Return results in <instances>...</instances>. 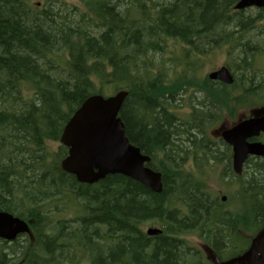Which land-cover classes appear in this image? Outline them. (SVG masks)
Segmentation results:
<instances>
[{"label": "trees", "instance_id": "16d2710c", "mask_svg": "<svg viewBox=\"0 0 264 264\" xmlns=\"http://www.w3.org/2000/svg\"><path fill=\"white\" fill-rule=\"evenodd\" d=\"M41 1L38 8L30 0H0V211L32 223L34 246L23 264H37L35 255L40 264L62 255L56 249H61L58 240L64 241L59 237L63 230L80 241L65 238V252L85 253L89 264H208L182 239L185 234L201 233L222 255L233 228L249 224L241 218L264 220V159L250 161L248 178L241 182L250 204L233 212L221 213L201 184L189 185L178 170L190 157L195 163L222 160L206 132L218 120L215 113H234L252 100H264V79L255 74L263 52L241 38L262 14L252 19L245 11L235 12L237 0H80L77 7ZM169 40L183 46L182 73L153 77L157 65L150 52L162 55ZM205 47L239 54L232 86L221 84L220 90L206 78H191L197 72L191 59L208 55ZM133 72L131 84L127 80ZM25 82L34 89L28 99L21 88ZM104 82L114 89L130 87L119 117L129 142L161 174V193L121 175L81 185L61 172L57 161L46 164L45 142L59 140L81 103L103 93L95 85ZM190 85L198 91L189 102L194 114L178 121L169 113ZM66 152L61 146L58 158ZM156 158L162 159L159 165ZM178 158V171H170ZM24 171H29L25 178ZM56 200L74 203L71 221L59 224V212L49 210ZM147 223L162 234L148 237L142 229ZM21 237L12 244L0 240V264L26 250L29 240Z\"/></svg>", "mask_w": 264, "mask_h": 264}, {"label": "water", "instance_id": "95a60500", "mask_svg": "<svg viewBox=\"0 0 264 264\" xmlns=\"http://www.w3.org/2000/svg\"><path fill=\"white\" fill-rule=\"evenodd\" d=\"M252 8L264 11V0H237L233 5L236 12ZM208 78L225 85H231L234 81L226 67L212 72ZM125 98L127 93L120 92L108 99L92 96L82 103L61 134L60 142L68 148V156L61 167L82 184L91 185L107 176L121 175L159 194L162 191L161 174L144 167L149 158L129 144L125 125L118 118ZM261 133H264L263 110L221 132L224 142L232 148L235 173L241 172L249 156L264 158V144L247 142ZM222 201H225L224 197ZM28 231L23 221L0 212L1 238L12 240L16 235ZM161 233L154 228L146 231L148 236ZM219 264H264V231L241 257Z\"/></svg>", "mask_w": 264, "mask_h": 264}, {"label": "rangeland", "instance_id": "374dc122", "mask_svg": "<svg viewBox=\"0 0 264 264\" xmlns=\"http://www.w3.org/2000/svg\"><path fill=\"white\" fill-rule=\"evenodd\" d=\"M39 2L40 0H32V2ZM61 2L66 3V5L69 6H78L79 5V0H61ZM59 5V4H58ZM41 8V7H40ZM261 10L257 9H247L243 15L251 17L252 19H256L257 15L262 14L261 18L256 22L255 24V29L252 28L249 31L243 33L241 35V38L243 41L247 40L251 42V45H256L258 46L263 53L260 54L259 60L256 62V72L255 74L258 77H263L264 79V12L261 13ZM182 50L183 46L180 44H175L173 40L167 41L166 45L164 46V53L161 55V53L157 52H150V57L154 59L157 65V70H155L153 77L158 76L159 74L162 75V77H173L171 74L178 73L181 74V65L183 64V58H182ZM207 53L208 55H200V56H195V58L191 59V64L192 67L197 68V72L195 73L196 77H191L193 79H199L200 77H207V74L211 72L212 70H216L222 66H225L229 68L232 71V75L235 78L236 76V70L234 69L233 61L236 58L235 56L239 54H236V52L230 51L228 48H217L213 50H209V48H204L203 54ZM128 57L130 59H133L132 56ZM172 63L175 65L172 66ZM127 65V64H126ZM127 69V68H126ZM161 71V72H158ZM141 76L144 78H147V76L144 73H141ZM98 77V76H96ZM130 82L131 84L134 81V76L130 74L128 76L127 82ZM189 84V83H188ZM97 88L99 87L104 95H111L114 90L113 87L108 84V82H104V84L101 86L100 84L96 83L95 85ZM26 87V85H22V88ZM29 87V85H27ZM121 87L127 88L126 85H122ZM189 87L191 88H197L196 86L190 85ZM32 91H26L25 94L30 95ZM191 92H187L184 94V97L177 96V99L183 104L182 106L188 110L189 107V96ZM195 92H193L194 94ZM199 94H195V97ZM198 97V96H197ZM182 99V100H181ZM192 97L190 98V100ZM195 100V99H194ZM169 102H174V101H169ZM178 103V101H177ZM260 104H264V102H257V104H254L250 107H241L238 108L237 111L234 113L232 112H224L221 113L220 115L215 113V119L217 118L218 122H214L212 124L215 125L213 127H209L206 131V126L203 127V132L209 133V131H214L211 134L213 135H219L218 132V127H230V125L234 122H236L237 119H240L243 116H249L251 111L257 110L260 108L262 109L264 105L259 106ZM199 113V112H198ZM206 118L210 117V114H207ZM204 116V115H202ZM214 119V120H215ZM206 121V120H205ZM204 121V122H205ZM202 124H205V123ZM218 128V129H217ZM208 136V135H207ZM217 145V150H218V155L221 157V161H212L208 159H202L199 160L197 163H195L192 159H186L182 163L181 167L178 169L180 170L183 174L184 177L189 178V185L190 184H197L196 187H198V184H201L203 192L209 197L210 202L212 203H217L220 208H221V213L230 210V211H238L240 207L242 206L243 203L250 204V201H247L243 197L242 193V186H245L244 183L241 186V182H244L248 178V172L249 170L246 168L245 171L242 173V175L235 176L231 170V168H227V161L224 160V157L222 153L226 154L223 143L222 142H216ZM48 148L51 149L53 153L58 151L59 148V143H50L48 144ZM189 155V154H188ZM227 155V154H226ZM53 158V157H52ZM182 157H180L181 159ZM226 158V157H225ZM174 160V159H173ZM161 158H156V163L161 162ZM180 162L179 158L174 160L171 164L174 165L170 171H178L175 169L176 165ZM230 171V172H228ZM24 176L25 178L28 174L29 171H24ZM24 183V182H23ZM221 197H226L225 202H221L220 199ZM176 199H173L175 201ZM179 201V200H177ZM176 201V202H177ZM17 200H14V203L17 204ZM55 205V206H54ZM54 206V207H53ZM73 207H75L74 203L67 204L63 201H60L57 203V200L49 205V210L54 211V212H59L60 216H56V218L60 221L59 224L62 225L63 222L65 221H71L72 220V212H74ZM21 210V209H20ZM77 219V218H75ZM156 226L154 223H147L146 225L142 226L143 231H146L147 228ZM61 230V228H60ZM59 230V231H60ZM86 230V229H85ZM87 235V233H86ZM85 235V236H86ZM63 237L64 241H59L58 244L60 245L61 249H56L58 251L62 252V255L57 254L55 259H54V264H89V259L86 257L85 253L80 254L78 252H75V255H69L68 253L65 252L66 250V239L68 237H72L71 239H75L76 242L74 243H80L79 239L76 238V235L67 233L66 230L60 231V236ZM84 237V236H83ZM185 239L187 240V243L194 248L200 249L202 247V244L210 245V240L207 241L203 236H201V233L199 232H189L188 234H185ZM246 239L245 236L238 234L237 240L245 242L244 240ZM23 239H21L22 241ZM90 247H92L91 244H89ZM88 246V247H89ZM232 245L231 243H228V245L223 242V251L227 250L230 248ZM55 250V251H56ZM230 250V249H229ZM76 251V249H75ZM5 254H11V252L5 251ZM13 257L15 254L12 255ZM227 256V255H226ZM18 260L15 259L14 262H17ZM42 261L40 256L36 255L34 256V262L37 264H40Z\"/></svg>", "mask_w": 264, "mask_h": 264}, {"label": "flooded vegetation", "instance_id": "af4514ba", "mask_svg": "<svg viewBox=\"0 0 264 264\" xmlns=\"http://www.w3.org/2000/svg\"><path fill=\"white\" fill-rule=\"evenodd\" d=\"M210 82L212 84H214V86L216 88H219L221 90V87H222L221 86V83L216 82V81H210ZM195 92H198V91H195ZM179 102L180 101L178 100V103ZM182 105H183L182 103H181V105L179 104L177 106V109H178L179 113L181 114V116L185 120L189 121L190 118L193 116L194 113H192L189 110H186ZM169 114H172V113H169ZM173 117H175L178 121H184V120L178 118L175 115H173ZM244 117H246V116H243L240 119H244ZM240 119H237L236 122H239ZM234 123H232L230 125V127H232L234 125ZM213 126H215V125H213ZM230 127H228V128H230ZM223 129H224V127L219 128L218 129V132L221 134V131ZM220 134L219 135H215V137H216V138H214L215 140L214 141H211L210 144L217 146L218 144L216 142H222L223 143V146H224V149H225V152H226L227 155L224 154V153H222V154H223V156L227 157V168H231V170H232V161H231L232 160L231 159V157H232V150H231V148L229 146H227L226 144H224L223 140L220 138ZM254 141H258V142L264 143V134H261L260 137L257 140H255V139L250 140V142H254ZM251 160H252V158H249L245 162L244 167H243V171H245L246 168L248 170H250L249 163H250ZM241 219L242 220H245V221H248L249 224L247 226L241 228V229L238 226H235L233 228V232L231 234L234 237V241L232 242V245H233L234 248H236L238 250V248H239V241L237 240V236H238V234H241V235H243V236L246 237V239L244 240V241H246L245 246L242 247V249H243L242 251H245V250H247L250 247V245L252 243V240L254 238H256L262 232V230H264V220H259L257 217H254V216L243 217Z\"/></svg>", "mask_w": 264, "mask_h": 264}, {"label": "bare ground", "instance_id": "6f19581e", "mask_svg": "<svg viewBox=\"0 0 264 264\" xmlns=\"http://www.w3.org/2000/svg\"><path fill=\"white\" fill-rule=\"evenodd\" d=\"M155 172V171H154ZM156 173H158V172H156ZM126 178V177H125ZM161 183H162V181H161Z\"/></svg>", "mask_w": 264, "mask_h": 264}]
</instances>
